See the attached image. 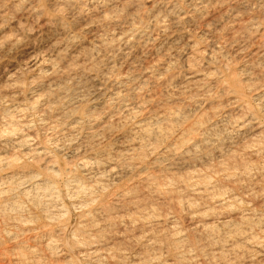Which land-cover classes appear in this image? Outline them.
Listing matches in <instances>:
<instances>
[{"label":"clouds","instance_id":"obj_1","mask_svg":"<svg viewBox=\"0 0 264 264\" xmlns=\"http://www.w3.org/2000/svg\"><path fill=\"white\" fill-rule=\"evenodd\" d=\"M25 2L31 23L17 22L21 5L15 0H0V49L19 48L46 27L61 37L44 50L63 51L73 33L80 43L48 83L29 88L24 106L30 119L8 91L21 86L18 67L5 70L0 129L15 135L21 147L35 145L31 155L47 162L40 174L56 193L87 199L101 223L130 214L133 223L116 244L118 264H264V0H249L248 12H236L228 22L224 17L239 0H150L151 7L147 0H122L119 7L109 4L83 17L72 0ZM154 38L161 41V54L171 50L167 70L151 63L155 54L142 42ZM189 49L199 56L195 68L188 64ZM53 96L55 105L45 109ZM196 100L201 109L213 101L203 116L191 109ZM217 126L230 141L226 151L236 150L234 163L216 176L214 188L230 197L218 208L234 207L239 216H226L210 231L203 220L189 219L191 193L175 173L192 166L193 149L200 156L213 153ZM113 130L120 134L106 140ZM144 143L151 147L139 151ZM25 160L28 167L36 162ZM133 192L138 198L126 199ZM206 196L198 197L201 208L208 207ZM150 205L155 208L147 219L133 211ZM38 254L41 245L25 236L0 237V264H37Z\"/></svg>","mask_w":264,"mask_h":264},{"label":"bare ground","instance_id":"obj_2","mask_svg":"<svg viewBox=\"0 0 264 264\" xmlns=\"http://www.w3.org/2000/svg\"><path fill=\"white\" fill-rule=\"evenodd\" d=\"M15 2L21 5V11L16 16L17 22L31 23L32 20L29 19L28 13L30 4L25 0H15ZM72 2L82 6L78 16L83 17L92 16L93 13L99 14L101 7H107L109 4L111 7H119L122 0H72ZM147 2H149L147 6L151 7L150 0ZM251 2L254 3L256 0H251ZM52 3H55V0H52ZM220 3L223 4L224 0H220ZM232 7L234 11L231 16L224 17L225 22L231 20L236 12L246 14L250 3L249 0H239ZM223 11L225 15L228 14L227 5L224 6ZM32 19L34 20V17ZM13 28H16V24H13ZM60 37L61 33L57 29L38 28L35 34L28 37L23 46L16 49H0V81L5 78L6 69L15 70L18 67L17 74L20 77L21 86L8 91L16 96V102L21 107V115L28 119L30 116L25 110L24 97L26 94H31L29 88H38L48 83L53 71L64 67L62 58L71 52L74 45L80 43L79 35L73 33L66 38L63 51L53 53L51 50H44L53 40ZM142 42L147 44L148 51L155 54L156 58L151 63L156 64L158 68L163 66L167 70L172 64L171 50L161 54L159 39H155L152 44H148L147 41ZM190 42L195 48L196 42ZM58 46L54 45V47ZM200 51L205 52L206 49L201 47ZM198 59L197 52L189 49L190 68H195L193 60ZM157 61H159L158 64ZM147 75L151 76V73ZM188 75L191 76L192 73L189 72ZM160 83H165V81L162 80ZM185 83L190 84V81L185 80ZM176 85V80L171 81L172 91H175ZM57 100L58 97L53 96L49 104L45 105V109L54 106ZM40 103L43 101L37 103V108ZM189 103L191 109L200 110V115L203 116L213 101L209 100L202 109L198 100ZM169 107L172 108L173 105L170 104ZM174 107L184 112V115H188L180 105ZM195 115L196 113L193 112V116ZM0 123H2V118H0ZM201 123L205 125L201 128V132H208L206 117ZM119 134L118 131L113 130L106 133L104 138L107 140L108 136ZM211 135L218 138L213 153L200 156L196 153V149H193V154H189V159L193 161L192 166L185 167L183 172L175 173V175L184 179V184L191 193L188 206L193 215L189 219L196 221L197 224L203 220L204 229L216 231L221 227L219 221H223L226 216L229 219L239 216L238 210L231 206H227L220 212L218 205L223 204L224 200L230 197L227 193L214 188L218 170L228 169L234 163L233 157L236 155V150L233 148L226 151V146L230 141L227 139V133L222 132L219 126L212 130ZM8 140L13 143H7ZM16 141L15 135L9 136L6 129H0V237L15 239L18 236H25L26 239L38 242L43 254L37 255V264H118L116 244L123 239V229L133 223L130 214L129 218H125V214L121 213L118 218H113L110 224L101 223L96 218L94 209L89 207L87 199H66L67 192L56 193L54 185L40 174L47 162L39 163L36 156L31 155L35 145L21 147L15 143ZM149 147L151 145L144 143L139 146L138 150L143 152ZM40 151L42 148L36 149L37 153ZM26 157L36 161L33 166H26ZM252 163L254 164L255 161ZM205 193H207L208 207L201 208L198 197L204 196ZM137 198L138 194L134 192L126 197L128 200ZM154 208V205H150L133 209V211L141 213L143 220L151 216ZM72 211H76L77 214L75 222L71 224L69 216ZM197 212H202L203 215H196ZM113 235H116V240H113Z\"/></svg>","mask_w":264,"mask_h":264},{"label":"rangeland","instance_id":"obj_3","mask_svg":"<svg viewBox=\"0 0 264 264\" xmlns=\"http://www.w3.org/2000/svg\"><path fill=\"white\" fill-rule=\"evenodd\" d=\"M76 211H72L71 214H70V218L71 219V224L75 222V215L77 214V212L75 213Z\"/></svg>","mask_w":264,"mask_h":264}]
</instances>
